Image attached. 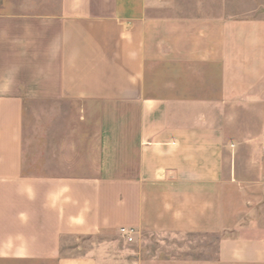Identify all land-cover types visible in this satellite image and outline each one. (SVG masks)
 <instances>
[{"label": "crops", "instance_id": "0c3cea01", "mask_svg": "<svg viewBox=\"0 0 264 264\" xmlns=\"http://www.w3.org/2000/svg\"><path fill=\"white\" fill-rule=\"evenodd\" d=\"M123 228L264 264V0H0V264Z\"/></svg>", "mask_w": 264, "mask_h": 264}, {"label": "rangeland", "instance_id": "374dc122", "mask_svg": "<svg viewBox=\"0 0 264 264\" xmlns=\"http://www.w3.org/2000/svg\"><path fill=\"white\" fill-rule=\"evenodd\" d=\"M260 7V3L254 4ZM70 112L71 121L76 119L74 108H65ZM58 117V116H57ZM74 123V122H71ZM218 237L207 238L194 235H178L167 237H156L143 235L134 242L129 243L120 235L115 238L114 248L109 247L106 264H145L146 261L155 260L156 264H165V259L194 263L202 261L211 255V247L215 246ZM105 240L103 237H93L86 240L88 245L94 247ZM84 245V244H83ZM209 250V252H207Z\"/></svg>", "mask_w": 264, "mask_h": 264}, {"label": "built area", "instance_id": "2783aa9c", "mask_svg": "<svg viewBox=\"0 0 264 264\" xmlns=\"http://www.w3.org/2000/svg\"><path fill=\"white\" fill-rule=\"evenodd\" d=\"M137 231L134 228H123L121 229L120 235L123 239H125L127 242L132 243L135 241V237L137 235Z\"/></svg>", "mask_w": 264, "mask_h": 264}]
</instances>
